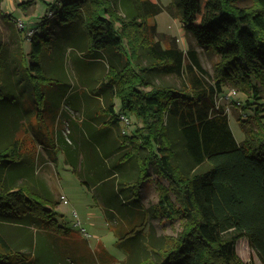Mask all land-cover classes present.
I'll return each instance as SVG.
<instances>
[{
  "label": "trees",
  "instance_id": "16d2710c",
  "mask_svg": "<svg viewBox=\"0 0 264 264\" xmlns=\"http://www.w3.org/2000/svg\"><path fill=\"white\" fill-rule=\"evenodd\" d=\"M44 1L51 18L44 16L31 35L30 24L19 32L31 45L21 61L28 92L44 96L49 72L42 55L57 47V40L51 47L54 38L67 36L70 47L90 58L86 64L103 63L106 70L90 95L102 105L85 114L83 130L89 149L113 162L101 171L99 163L83 171L82 162L80 172L82 183L100 196L117 246L137 241L149 223L141 201L146 183L155 181L159 193L153 214L179 220L177 233L164 234L158 246L145 244L147 253L138 261L101 257L98 264H246L236 250L242 238L264 264V0H119L125 14L118 0ZM163 11L178 16L186 34L219 56L214 82L196 49L157 40V25L149 19ZM5 51L0 41V93L8 95L17 86ZM152 70L181 76L183 84H154ZM226 84L258 98L254 113L238 118L241 141L216 102ZM251 103L244 102V111ZM20 110L13 111L16 126L0 132L9 134L0 145V264H32L34 245H55L46 235L71 231L57 218L61 201L37 175L38 150L19 136L20 120L31 109ZM41 111L33 114L40 117ZM131 114L140 121L132 130ZM66 153L77 171L75 146Z\"/></svg>",
  "mask_w": 264,
  "mask_h": 264
},
{
  "label": "rangeland",
  "instance_id": "374dc122",
  "mask_svg": "<svg viewBox=\"0 0 264 264\" xmlns=\"http://www.w3.org/2000/svg\"><path fill=\"white\" fill-rule=\"evenodd\" d=\"M152 1L168 4L172 0ZM118 9L125 14L124 6L119 0ZM48 11L49 8L44 0H0V41L6 48L4 55L10 62L8 69L17 86L16 89L11 86L8 95L4 90L0 93V132L11 130L16 126L14 110L20 112L21 108L31 109L30 114L24 115L20 120L23 126L20 125L19 136L27 137L30 150H38L37 175L47 181L61 201L60 206L56 208L57 218L61 219V222L69 226L71 230L63 236L46 235L49 243L55 245L43 243L34 245L33 253H36V257L32 264H98L101 257H109L118 262L123 260L127 262L128 259L138 261L147 253L144 248L145 244L151 246L152 242L158 246L164 234H176L180 229L179 220L172 223L153 214L152 206L157 203L159 193L155 181L146 183L141 190V201L149 209V223L144 231L137 235V241L132 239L128 241L127 246H117L114 230L106 220L103 204L99 200L100 196L96 197L95 191L82 183L80 172L82 162H84L83 171L85 166L88 167L94 163H99L101 171L112 166L113 162L112 158L105 161L107 159L103 154L100 158L95 151L89 149L87 136L83 130L85 114L102 105L101 99L90 95H92V88L97 85L96 80L99 82L102 73L106 70L103 63L86 64L85 61L88 63L90 58L70 47L67 36L66 38H54L51 47L55 45V40L58 43L57 47L51 48L46 57L42 55V62L45 63L49 72V79L43 87L44 96L34 98L33 94L28 92L31 85L25 80L27 70L21 66V61L23 60L24 63V59H27L31 45L28 40L20 36L21 20L22 24H30L33 27L29 31H39L40 28L37 26L43 17L51 18L47 15ZM149 20L150 24L157 25L159 35L156 38L163 44L170 46L177 43L184 50L190 47L196 49L206 74L214 82L215 67L219 56L204 49L198 45L193 36L186 34L178 16L163 11ZM55 25L61 30L58 22ZM56 34L59 35V32ZM140 61L143 64L150 62L145 55L141 56ZM25 68H27L26 65ZM183 80L184 78L178 75H165L157 70L151 71V81L154 84H172L181 87ZM14 92L17 94L18 102L12 100ZM224 92L217 96L216 102L227 111L233 132L241 141L244 138V131L238 118L240 116L248 118L250 114H253L258 98L254 99L252 94L242 92L230 84L224 86ZM248 98L252 100L251 107L244 111L243 104ZM14 101L16 102L12 104ZM40 108L42 111L40 117H37L33 114V110ZM69 117L72 118L70 123L67 121ZM131 117L130 120L131 122L134 120V124H131L130 130L140 124L134 115L131 114ZM8 136L9 134L5 132L0 134V145L8 141ZM51 143L54 144L55 151ZM71 146H75L77 151V171L66 153V149ZM120 175L121 172L118 171L117 177ZM111 180L116 181V177H112ZM105 189L109 190L108 187ZM62 196H65L68 203L64 202ZM29 249L31 248H27ZM236 250L246 264H263L247 238H242L237 242Z\"/></svg>",
  "mask_w": 264,
  "mask_h": 264
},
{
  "label": "built area",
  "instance_id": "2783aa9c",
  "mask_svg": "<svg viewBox=\"0 0 264 264\" xmlns=\"http://www.w3.org/2000/svg\"><path fill=\"white\" fill-rule=\"evenodd\" d=\"M21 26H23L22 21H21ZM29 33L31 34L33 33V31H29ZM62 198L64 199V202L68 203V200L65 198V196H62Z\"/></svg>",
  "mask_w": 264,
  "mask_h": 264
}]
</instances>
